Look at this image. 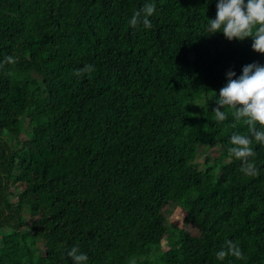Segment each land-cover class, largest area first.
Wrapping results in <instances>:
<instances>
[{"label":"trees","instance_id":"trees-1","mask_svg":"<svg viewBox=\"0 0 264 264\" xmlns=\"http://www.w3.org/2000/svg\"><path fill=\"white\" fill-rule=\"evenodd\" d=\"M145 2L0 0V264H72L73 246L88 264H264V145L245 175L228 149L247 124L213 112L227 71L264 54L208 33L217 0H155L130 26ZM228 239L243 258H217Z\"/></svg>","mask_w":264,"mask_h":264},{"label":"clouds","instance_id":"clouds-1","mask_svg":"<svg viewBox=\"0 0 264 264\" xmlns=\"http://www.w3.org/2000/svg\"><path fill=\"white\" fill-rule=\"evenodd\" d=\"M217 12L214 18H208L207 31L209 34L222 32L229 41H243L252 38V49L264 54V0H217ZM156 12L155 0L146 2L136 10L128 23L136 27L152 26L151 16ZM15 57L8 55L0 65L15 62ZM92 65H85L79 72L90 71ZM227 82L220 88L216 96V107L213 112L218 121H224L228 113L225 106L232 110L235 120H243L247 124V132H234L230 136L231 146L228 151L232 158L241 162V171L248 176L258 174L253 143L264 145V64L249 63L243 66L239 75L234 70L226 73ZM67 255L72 258V264H88L86 252L73 246ZM243 258L244 253L239 244L231 239L225 241L216 256L224 260L227 256ZM131 264H135L133 260Z\"/></svg>","mask_w":264,"mask_h":264},{"label":"rangeland","instance_id":"rangeland-1","mask_svg":"<svg viewBox=\"0 0 264 264\" xmlns=\"http://www.w3.org/2000/svg\"><path fill=\"white\" fill-rule=\"evenodd\" d=\"M25 133H26V130H25ZM13 144L15 145V140L12 141ZM215 155V154H213ZM205 151L204 149L201 150V153L198 155V160L203 162L204 161V158H205ZM17 175V173H16ZM12 191V190H11ZM12 201H14L13 198H11ZM184 211L179 209V208H176L174 209L171 213H170V216H169V220L171 221V223H173L174 225L178 226V227H182L183 225V218H184ZM24 220H25V224L28 225V218L27 217H24ZM162 245H163V241H162Z\"/></svg>","mask_w":264,"mask_h":264}]
</instances>
